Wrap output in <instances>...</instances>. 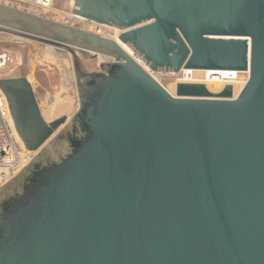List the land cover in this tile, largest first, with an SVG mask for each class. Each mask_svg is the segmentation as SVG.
I'll return each mask as SVG.
<instances>
[{
    "label": "water",
    "instance_id": "water-1",
    "mask_svg": "<svg viewBox=\"0 0 264 264\" xmlns=\"http://www.w3.org/2000/svg\"><path fill=\"white\" fill-rule=\"evenodd\" d=\"M154 71L249 70L173 96L116 41L0 3V33L67 50L77 111L0 79L34 157L0 186V264H264V0H74ZM79 54L110 60L97 71ZM112 59V60H111ZM62 127V128H61Z\"/></svg>",
    "mask_w": 264,
    "mask_h": 264
},
{
    "label": "rangeland",
    "instance_id": "rangeland-1",
    "mask_svg": "<svg viewBox=\"0 0 264 264\" xmlns=\"http://www.w3.org/2000/svg\"><path fill=\"white\" fill-rule=\"evenodd\" d=\"M72 3L73 0H54L52 8L47 12V15L42 14L40 16L65 23L68 19L72 18L69 6ZM2 4L31 11L35 14L38 11L29 1L24 2V0L23 2L22 0H5ZM73 21L75 22V27L101 36L113 39L119 36L118 29H111L113 27L110 26L90 20H88L90 22H86L80 20V17H75ZM0 52H7L13 58V61L8 64L6 69L4 68L0 72V77L27 76L34 88L42 114L48 122L61 116L71 117L77 111L79 96L76 75L72 55L67 50L39 41L0 33ZM55 52H61L63 55L57 56ZM79 56L84 62L85 67L91 71H97L100 63L106 59V57L100 55L79 54ZM193 72L194 81L212 80L220 90L228 80H232L228 76L229 72L227 71H219V74L215 73L214 76H208L210 74L209 70H196ZM178 79L179 76L175 74L165 75L161 81L164 87L172 89V86L177 83ZM238 87L241 89L242 84H239Z\"/></svg>",
    "mask_w": 264,
    "mask_h": 264
},
{
    "label": "built area",
    "instance_id": "built-area-1",
    "mask_svg": "<svg viewBox=\"0 0 264 264\" xmlns=\"http://www.w3.org/2000/svg\"><path fill=\"white\" fill-rule=\"evenodd\" d=\"M28 1L35 8H37L38 10L37 14L39 15L42 14L47 15V12L50 11L54 2V0H28ZM69 6L71 9L70 15L72 18L68 19L65 22V24L74 26L75 22L73 21V19H75V17H78L73 14L74 0L73 3L70 4ZM12 59L13 58L9 53L0 52V69L3 67H7L8 64H10L13 61ZM194 70L195 69H191V68H182L179 72L175 73V75L179 76L177 83L179 82L193 83L192 80L194 79L193 76ZM209 71L210 74H208V76L210 75L214 76L215 73L219 74V71L221 70L218 71L209 70ZM226 71L229 72L228 76H230L231 79L233 80L237 79L236 80L237 83L242 84V88L244 87L250 76L249 70L247 71L226 70ZM154 75L156 76L157 79L160 80V82L156 78L155 79L162 85L161 79H163L165 75L163 74H154ZM242 88L240 89V91L242 90ZM233 95H234V88H233ZM34 155H35L34 152L28 151L26 148H23L19 143L17 139L16 129L14 127L9 106L7 103V99L5 97V94L0 88V186L4 181L6 182L7 179H10L14 175H16L34 157Z\"/></svg>",
    "mask_w": 264,
    "mask_h": 264
},
{
    "label": "bare ground",
    "instance_id": "bare-ground-1",
    "mask_svg": "<svg viewBox=\"0 0 264 264\" xmlns=\"http://www.w3.org/2000/svg\"><path fill=\"white\" fill-rule=\"evenodd\" d=\"M3 1H5V0H0V3L2 4V2ZM25 1H28V0H24V2ZM22 2H23V0H22ZM7 5V4H6ZM31 12V11H30ZM79 17V16H78ZM80 20H83V21H88V19H85V18H82V17H80ZM91 21V20H90ZM90 21H88V22H90ZM103 25V24H102ZM107 26V25H106ZM111 29H115V30H117L118 28H111ZM118 31H119V35H120V33L123 31V30H121V29H118ZM11 35V34H10ZM15 36V35H14ZM20 38H22V37H20ZM111 39H113V38H111ZM114 41H116L136 62H138L149 74H151L154 78H156V76L154 75V74H163V75H174L175 73L174 72H158V71H154V70H152L148 65H147V63L146 62H144L140 57H139V55L134 51V50H132L129 46H127L126 44H124L120 39H119V36L118 37H116L115 39H113ZM53 51V50H52ZM56 53V55L57 56H62L63 54L61 53V52H55ZM51 54V53H50ZM65 56V55H64ZM102 57H104V56H102ZM51 59H53V58H51ZM62 59V58H61ZM102 59H104V58H102ZM53 60H55V59H53ZM56 60H58V59H56ZM106 60H110V59H108V58H106V59H104L103 61H106ZM112 60V59H111ZM52 61V60H51ZM102 61V62H103ZM19 62H22V61H19ZM6 69V67H3V68H1L0 69V72L3 70V69ZM194 71H196V70H194ZM221 71H226V70H221ZM0 79H2L1 77H0ZM157 79V78H156ZM29 80V79H28ZM159 82H160V80L159 79H157ZM30 81V80H29ZM211 81V82H210ZM210 81H207V80H203V81H194V80H192V82H196V83H203V84H205L206 86H207V88L212 92V93H215V94H218L221 90H220V88H218L217 86H215V83L212 81V80H210ZM31 83V82H30ZM226 84H230V85H232L233 86V88H234V97L239 93V91H240V89H239V87H238V83H237V81L236 80H228L226 83H225V85ZM224 85V86H225ZM164 87V86H163ZM166 88V87H165ZM167 89V88H166ZM239 89V90H238ZM168 90V92H170V94H172L173 96H176V83L172 86V89L171 88H169V89H167ZM54 98V97H53ZM57 101V100H56ZM54 107V106H53ZM68 118H70V117H68ZM13 121V120H12ZM13 124H14V122H13ZM15 127V126H14ZM62 128V127H61ZM16 133H17V139H18V141H19V143L21 144V146L23 147V148H26L25 147V145H24V143H23V141H22V139L20 138V136H19V134H18V132H17V130H16ZM7 180H9V179H7ZM6 180V181H7ZM5 182V181H4ZM3 182V183H4ZM2 183V184H3Z\"/></svg>",
    "mask_w": 264,
    "mask_h": 264
}]
</instances>
